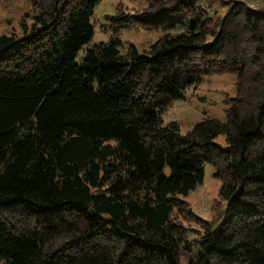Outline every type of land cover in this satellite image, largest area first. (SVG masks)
<instances>
[{
    "label": "trees",
    "instance_id": "16d2710c",
    "mask_svg": "<svg viewBox=\"0 0 264 264\" xmlns=\"http://www.w3.org/2000/svg\"><path fill=\"white\" fill-rule=\"evenodd\" d=\"M213 1L117 15L118 30L162 32L143 51L119 36L87 47L101 0H33L32 23L0 35V264H264V4L215 15ZM224 73L225 120L164 121ZM206 163L224 205L182 262Z\"/></svg>",
    "mask_w": 264,
    "mask_h": 264
},
{
    "label": "rangeland",
    "instance_id": "374dc122",
    "mask_svg": "<svg viewBox=\"0 0 264 264\" xmlns=\"http://www.w3.org/2000/svg\"><path fill=\"white\" fill-rule=\"evenodd\" d=\"M233 1L214 0L210 7L211 13L224 15L226 7ZM244 1L257 8L264 4V0ZM146 5L147 0H101L95 8L92 19L94 33L87 47L119 36L123 43L122 49L130 43L136 44L141 51L148 49L162 35L160 30H146L137 24L124 26L118 30L119 21L116 19L117 15L138 12ZM37 9L33 0H0V35L10 33L20 35L22 21L30 25L32 14L36 13ZM84 51L83 49L80 52V56L84 55ZM235 79L234 73L215 74L191 86L185 91L183 99L173 102L166 109L164 121L177 120L181 124V130L185 132L195 121L204 116H215L225 120L226 99L235 94ZM218 141L224 144L225 136L220 135ZM220 185L221 181L215 175L214 167L206 163L205 178L202 184L185 197L193 216L182 220L188 228V239L193 243V251L188 252L181 249L179 257L182 262H186L196 250L195 240L199 237L198 230L203 224L201 218H214L224 205L219 197Z\"/></svg>",
    "mask_w": 264,
    "mask_h": 264
}]
</instances>
